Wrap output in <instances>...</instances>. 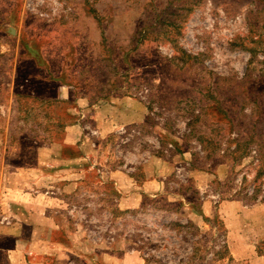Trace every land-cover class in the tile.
<instances>
[{
  "label": "rangeland",
  "instance_id": "1",
  "mask_svg": "<svg viewBox=\"0 0 264 264\" xmlns=\"http://www.w3.org/2000/svg\"><path fill=\"white\" fill-rule=\"evenodd\" d=\"M0 264H264V0H0Z\"/></svg>",
  "mask_w": 264,
  "mask_h": 264
}]
</instances>
